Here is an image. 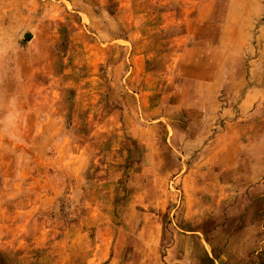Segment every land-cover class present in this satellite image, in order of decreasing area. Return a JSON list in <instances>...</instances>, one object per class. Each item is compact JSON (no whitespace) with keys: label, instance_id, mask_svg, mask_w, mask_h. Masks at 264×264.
Wrapping results in <instances>:
<instances>
[{"label":"rangeland","instance_id":"rangeland-1","mask_svg":"<svg viewBox=\"0 0 264 264\" xmlns=\"http://www.w3.org/2000/svg\"><path fill=\"white\" fill-rule=\"evenodd\" d=\"M0 264H264V0H0Z\"/></svg>","mask_w":264,"mask_h":264}]
</instances>
